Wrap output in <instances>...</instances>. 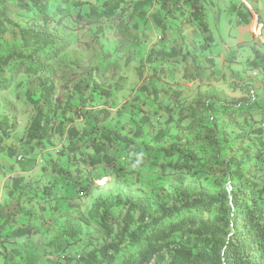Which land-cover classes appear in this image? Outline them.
<instances>
[{
  "label": "trees",
  "instance_id": "obj_1",
  "mask_svg": "<svg viewBox=\"0 0 264 264\" xmlns=\"http://www.w3.org/2000/svg\"><path fill=\"white\" fill-rule=\"evenodd\" d=\"M141 2L0 0V91L7 90L20 74L34 76L26 92L34 115L22 142L30 150L53 145L52 134L61 142L60 149L47 162L50 169L42 167L46 176H58L77 196H86L98 178L94 175L97 168L118 171L128 167L129 172H134L152 166L174 175L171 188L163 191L159 186L161 193L154 190L155 185L148 193L115 187L98 193L84 210L77 203H69L68 209L55 217L60 223L55 221L58 229L54 235L46 242L28 244L24 263L36 264L43 259L46 264H116L117 256L123 252L117 264H145L151 258L156 264H264V89L260 92L246 82L238 85L239 95H231L208 87L187 101L179 91L157 90L151 84L149 94L153 98L163 91L165 102L158 107L166 115V126L152 131L147 142L143 134L145 127L152 128V122L146 115L121 132L105 124L107 109L87 105L97 91V81L91 78L72 83L79 100L72 105L69 95L64 99L54 95L55 85L50 78L40 77L48 62L70 46L67 30L74 26L94 25L99 30L104 23L115 25L122 48L135 46L138 35L129 20ZM190 5L192 18L199 20L203 14L200 4L192 0ZM127 8L131 10L128 20L124 19ZM162 9L172 16L165 1ZM156 21L159 22L157 18ZM201 46L202 51L207 49ZM158 53L184 64L190 60L197 80L208 68L209 61L201 64L194 54L180 52L176 47L150 51L154 57ZM254 55L257 61H250L249 66L260 69L264 85V54L254 49ZM104 66L99 63L92 72L97 74ZM97 92L107 94L102 89ZM68 112L81 117L85 125L78 128L66 123L71 118ZM72 120L73 117L69 121ZM13 127L14 120L5 123L2 130ZM136 138L142 139L137 142ZM60 157H66L65 166L59 164ZM22 180L15 177L11 190L23 194ZM122 185L127 188L129 184L123 181ZM50 186L40 185L46 201ZM149 193H154L155 208ZM115 206L125 208L122 218L111 215ZM19 214L29 215L30 209L21 205L8 211L0 204V247L38 233L30 218L20 222ZM94 219L101 232L98 243L88 233ZM83 240L84 248H90L70 254L72 245ZM143 241L151 244L150 249L130 251L129 247ZM50 249L56 254L55 260L43 257ZM13 250H0L4 264L13 260ZM155 250L166 253L158 257Z\"/></svg>",
  "mask_w": 264,
  "mask_h": 264
},
{
  "label": "rangeland",
  "instance_id": "obj_2",
  "mask_svg": "<svg viewBox=\"0 0 264 264\" xmlns=\"http://www.w3.org/2000/svg\"><path fill=\"white\" fill-rule=\"evenodd\" d=\"M142 1L135 11L132 10L133 14L129 20L130 24H135L133 30L138 35L135 46L122 48L121 37L115 25L104 23L99 30L94 25L74 26L67 30L70 46L49 61L40 74V77L50 78L54 82V95H60L63 99L69 95L70 103L77 105L79 100L72 83L92 78L98 83L97 91L102 89L107 91V94L95 91L94 98L89 100L87 105L90 108L107 109L109 117L105 124L121 132L132 127L134 120L146 115L152 122V128L148 130V127H145L143 138L149 142L154 133L152 131L162 130L166 126V115L161 107H158L159 103L165 102L163 91H179L181 97L187 101L198 90L202 91L208 87L239 95L241 91L238 85L250 82L260 92L263 91L262 72L250 67L249 62L257 61L254 49L264 54V0H247V5L253 8L254 13L244 7L243 0H193L200 4L203 11L199 20L192 18V0ZM163 1L173 17L165 14L162 9ZM130 11V8L126 9L124 19L128 20ZM153 13H156L158 23L155 16L152 17ZM255 15H258L257 19ZM201 45L207 49L202 51ZM170 47L194 54L201 64H206L204 60L209 61L208 68L200 80L193 78L190 60L184 64L177 58L160 57L159 53L154 57L150 54L151 50L168 51ZM99 63L106 66L101 67L96 74L92 69ZM33 78L32 75L20 74L7 90L0 91V204L8 211L21 205L29 208L30 214H19L18 219L21 222L30 218V224L38 229L36 234L16 238L0 247L2 253L14 249L11 252L14 258L9 264H25L28 244L46 242L54 235L58 229L54 223H60L55 217L59 212L67 210L69 203H77L80 209L84 210L92 204L98 193H106L110 188L119 187L131 193L138 189L141 193H148L153 185L157 192L160 191L159 186L165 191L174 184L173 174L152 166H145L134 172H129L128 167L119 168L118 171L112 167L103 170L97 168L94 175H98V178L91 193L77 196L76 191L66 185V180L53 175L46 176L42 167L50 169L47 162L50 157L55 156V150L61 147L58 136L51 135L53 145L45 144L44 147L33 150L24 145L21 139L34 115V109L26 97ZM151 84H154L157 90L159 87L163 90L156 98L149 94ZM66 115L73 117L72 122L69 121L70 118L66 123L74 124L78 128L85 125L81 117L70 112ZM12 120L15 121V127L3 132L4 124ZM166 136L164 135L163 139H166ZM141 139L136 138V141ZM18 155H21V160L17 159ZM58 160L59 164L66 165V157H60ZM120 161L125 164L123 160ZM15 177H23L20 186L23 194L11 190ZM123 181L129 184L127 188L122 185ZM46 184L51 185L50 193L47 194L50 198H47V201L40 188V185ZM207 185L210 186V183ZM149 195L153 202L152 208H155L154 193ZM52 205H55V209ZM110 213L113 217L122 218L125 208L115 206L111 208ZM88 233L92 235L91 240L96 239L98 243L101 232L96 219L91 222ZM85 244L84 240L73 244L69 249L70 254L77 255L82 250L89 249L90 246L84 248ZM150 245L143 241L129 249L135 253L145 248L150 249ZM165 253L163 250H155L158 257H164ZM55 255L50 249L43 257L55 260ZM122 256L123 252H120L117 263L121 261ZM0 264H4L1 254ZM36 264L46 263L42 259Z\"/></svg>",
  "mask_w": 264,
  "mask_h": 264
},
{
  "label": "crops",
  "instance_id": "obj_3",
  "mask_svg": "<svg viewBox=\"0 0 264 264\" xmlns=\"http://www.w3.org/2000/svg\"><path fill=\"white\" fill-rule=\"evenodd\" d=\"M243 2H244V7L246 6L248 9H249V11L250 12H252V13H254V11H253V8L252 7H250L249 5H247V0H243ZM256 16V15H255ZM257 17H258V15L256 16V19H257ZM256 25H257V23H256ZM259 26H261V23H259V25H258V27ZM260 28V27H259ZM259 32V31H258ZM253 35V34H252ZM257 35V33L255 32L254 33V36H256ZM250 38H252L251 37V34H250ZM261 39H262V37H261Z\"/></svg>",
  "mask_w": 264,
  "mask_h": 264
},
{
  "label": "built area",
  "instance_id": "obj_4",
  "mask_svg": "<svg viewBox=\"0 0 264 264\" xmlns=\"http://www.w3.org/2000/svg\"><path fill=\"white\" fill-rule=\"evenodd\" d=\"M18 160H21V155L17 156ZM145 264H156L155 259L151 258L148 262H146Z\"/></svg>",
  "mask_w": 264,
  "mask_h": 264
}]
</instances>
